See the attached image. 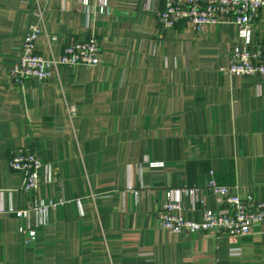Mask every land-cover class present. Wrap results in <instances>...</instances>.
I'll list each match as a JSON object with an SVG mask.
<instances>
[{"label":"crops","instance_id":"crops-1","mask_svg":"<svg viewBox=\"0 0 264 264\" xmlns=\"http://www.w3.org/2000/svg\"><path fill=\"white\" fill-rule=\"evenodd\" d=\"M163 6L107 0L100 12L92 0H0V264H264V223L241 237L158 226L168 188H196L181 195L189 219L217 209L211 172L232 193L264 199V77L221 71L239 41L234 24L163 27ZM29 23L43 29V57L93 34L101 62L16 85L8 71ZM252 39L264 43V6ZM18 147L43 164L31 195L8 164ZM34 198L64 202L27 243L26 222L9 208Z\"/></svg>","mask_w":264,"mask_h":264},{"label":"built area","instance_id":"built-area-1","mask_svg":"<svg viewBox=\"0 0 264 264\" xmlns=\"http://www.w3.org/2000/svg\"><path fill=\"white\" fill-rule=\"evenodd\" d=\"M83 2L86 0H82ZM100 12L107 11V0H92ZM264 0H164L158 20L163 27H172L185 21L195 31L204 25L228 22L237 29L239 41L232 47L228 66L221 68L225 74L264 77V43L253 42V26L259 20ZM39 23H29L23 41L19 47L18 60L10 67L9 77L16 85H25L29 78L44 82L53 68L63 65H98L101 62V46L93 35L74 36L64 46L59 58H45L36 51V41L42 33ZM55 37H51V40ZM70 117L76 114L74 106L69 107ZM9 167L21 171L24 176L22 191L33 194L41 184V160L34 150L18 147L10 150ZM151 167H161L163 162H150ZM207 187L212 191L217 209L204 207L199 220L184 215L181 195L195 197L196 188L174 187L165 190L164 198L157 212L158 226L172 234L184 232L201 233L220 231L226 235L241 237L257 230L264 223V199L252 195L242 197L232 193L231 187L218 183L213 172L210 173ZM64 201L48 202L29 199L21 209L9 208L26 225L19 228L25 242L37 239L38 230L45 223V217L51 209ZM37 216L32 223V216ZM231 254H240L239 247H233Z\"/></svg>","mask_w":264,"mask_h":264}]
</instances>
